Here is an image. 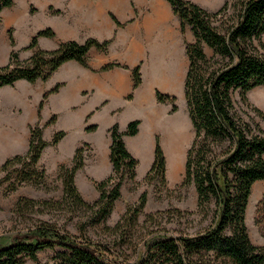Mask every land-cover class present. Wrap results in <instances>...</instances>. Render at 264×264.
Wrapping results in <instances>:
<instances>
[{"label":"trees","instance_id":"1","mask_svg":"<svg viewBox=\"0 0 264 264\" xmlns=\"http://www.w3.org/2000/svg\"><path fill=\"white\" fill-rule=\"evenodd\" d=\"M168 1L180 18L182 33L190 27L195 38L186 44L189 65L184 95L195 138L187 151L183 185L195 183L200 210L214 208L211 225L195 233L164 227L136 236L128 226L141 224L140 215L147 204L145 192L138 203L128 206L114 226H106L108 233L102 239L91 237L85 223L80 224L81 234L77 235L57 222L39 220L35 227L18 235L10 244H0V264H26L29 259L37 264H264V245L252 241L246 222L253 186L264 180V128L247 118L248 112L244 109L249 106L264 118V110L254 106L248 97L249 91L264 85V0H225L214 11L192 0ZM14 4L15 0H0V13ZM112 16L120 26L121 22ZM54 35L51 27L40 30L29 48L38 46L39 37ZM10 40L15 47L13 34ZM110 43L111 40L96 38H89L85 43L68 40L54 49L37 48L27 59H22L19 51L13 49L9 62L0 66V88L21 79L31 83L48 80L71 60L88 66L90 50L95 47L105 51ZM206 45L214 53L209 55ZM115 66L130 68L113 62L104 65L102 70ZM132 72L135 89L143 82L141 64ZM59 86L45 92L40 110ZM132 97L130 94L129 98ZM156 98L164 103L174 101L176 96L156 90ZM174 110H177L175 104ZM56 120L54 114L48 123ZM140 123V119L130 121L125 132L118 123L111 126L113 173L97 183L101 193L94 202L85 200L75 183L76 172L84 166L83 147H78L72 166L62 164L59 168V176L64 180L61 202L84 207L95 223L106 220L121 196L123 184L137 176L139 161L128 149L124 135L136 136ZM45 127L32 125L28 152L7 158L0 171L14 168L21 181L34 178L44 149L66 136L65 130H59L51 141L45 140ZM97 128L94 124L88 130ZM166 166L157 135L154 160L146 180L161 176L166 182ZM112 181L115 183L108 190ZM61 202L41 203L22 197L15 209L20 211L36 204L59 206ZM153 217L148 215L145 223ZM49 249L54 251V256L51 261L42 262L39 253Z\"/></svg>","mask_w":264,"mask_h":264},{"label":"rangeland","instance_id":"2","mask_svg":"<svg viewBox=\"0 0 264 264\" xmlns=\"http://www.w3.org/2000/svg\"><path fill=\"white\" fill-rule=\"evenodd\" d=\"M192 1L199 3L209 11H214L217 10L225 0ZM4 10L6 11L5 14L4 12L2 14L0 13V43L1 46L4 47L8 44L10 46V52L7 53L8 62L13 49L19 51L22 59H27L33 55L37 48L54 49L64 41L77 40L81 43H85L89 38H94L89 37L86 39L83 32L84 27L77 23V12L75 15H71L72 17L69 18V23L65 24L58 18L61 16L60 10L50 9L45 14L29 3L27 6L25 0H15L14 7L12 6ZM137 13L138 11L136 9V14ZM15 14H18L19 18L17 22H11L10 20L13 19L12 17ZM112 14L113 13H111V16ZM49 15L54 16L56 22L47 23L50 21ZM67 16L68 13L64 15L65 18H67ZM37 26H39V28ZM49 27L55 31V35L49 37L41 36L39 37L38 46L36 48H29L32 38L40 30ZM188 29L189 31L183 34L184 44L195 40L191 28L188 27ZM66 32H70L71 34L67 35ZM10 34L14 36L16 43L15 47L11 45ZM153 36L154 35H151L147 41L142 42L145 51L150 53L141 64V73L143 86L146 89L145 95H148L149 99L151 97V100L146 102L143 106L139 103H135L128 106L118 115H108L105 113L104 107L102 108L101 105L96 104L92 110L94 112L93 117L88 116L90 112H86L91 108L90 101L84 97H80L78 91L75 90L77 82L74 81V76L71 77L72 79L67 84L65 103H63L59 97H54L52 100L47 101L44 108L41 110L40 101L43 98V93L40 89V84H44L46 80H39L36 94H33L30 101H25L22 98L19 99L18 108L20 107L22 109L21 112H18V110L12 111L11 108L14 106L15 98L12 96L11 92L9 90L2 92L0 106V138H2L1 135L6 131V125L10 130H16L19 135L13 137L12 141H9L10 145L4 140H0V166L10 155L8 152L12 153L16 151L18 145H22L20 136H22L25 125L28 123H32V125L39 124L41 127L46 125L44 129L45 140L48 139V141H51L55 133L59 130H65L67 137L65 136L63 138L65 142L61 153L56 154L51 149L46 150L45 163L39 161L37 166L38 173L30 181H21L19 172L14 170V168L7 171H0V181L6 179L0 185V244H10L18 235L28 232L30 228L35 227L39 220L57 222L77 235L81 234L80 224L85 223L88 234L91 237L94 239H102L106 237L108 233L106 226H114L124 215L128 206L138 203L140 197L145 192H147V204L140 215L141 224L128 226V228L130 227L129 230L136 236L145 231L163 229L164 227L195 233L211 225L214 208H209L208 211L200 210L198 208V192L195 183L183 185L187 151L195 138V130L189 115L188 105L187 102L183 101L185 98L184 81L189 65L188 56L185 50L183 51L181 48L171 47L167 50V48L164 47L168 53L180 54L179 64L182 71L179 78L180 86L178 90L169 91L163 89L157 79L154 78L153 80L150 76V69L153 67V53H157L158 51L156 49H159L160 46H164L162 39ZM262 39L264 41V34ZM105 40H111V43L113 42V39ZM110 45L105 51L93 47V53L95 54L92 55V57L96 56L97 53L107 55L110 53ZM205 47L209 55L214 53L212 48L207 45ZM118 51H120V49H118ZM89 57L92 58L91 56ZM74 62H76V64H81L78 61ZM133 68H131V70ZM58 79L59 76H54L50 83L48 82V85H55ZM156 90L171 96H176V99L174 101L168 100L164 103L159 102L156 98ZM248 97L254 106L264 110V85L249 91ZM174 104L177 105V110L179 109L178 112L174 110ZM157 109L166 112L165 118L167 117V120L164 119L163 123L160 120L153 121L151 113L147 118L144 117V115L141 117V113L145 110L150 112L154 111L155 113ZM244 109L248 112L249 116L245 114L247 118L254 121V123L260 124V126L264 128L263 117L258 115L257 112L249 106H245ZM54 114L57 115V120L60 119L57 123L49 124L48 122ZM88 117L90 121H86ZM131 117L133 118L130 119ZM141 118L143 120H141L139 125V133L136 136L124 135L128 149L139 161L137 176L134 180H127L123 184L121 196L116 200L114 209L108 218L95 223L93 219L89 218L90 212L84 207L75 205L71 202H61L64 198V180L59 176V168L62 164L72 166L75 155V153L72 155L73 148L79 144L77 148L83 147L84 156V166L75 174L76 186L85 200L94 202L100 197L101 193L97 183L107 179L113 173V164L110 159V146L112 142L110 134L111 126L114 123H119L120 130L125 132L130 121ZM94 124H98L99 129L88 130V127ZM183 131H186L190 135L188 140L189 145L187 143L185 146L182 159L180 160V166L177 171H174L172 167V154L167 145V136L169 132L181 133ZM140 135L141 137L150 135L149 147L151 148V157H149L150 155L147 156L142 154L134 148L140 142ZM157 135L160 137V142L166 156V182H163L161 176H157L152 180H146L147 173L154 160ZM7 147L9 149H7ZM57 160L63 162L57 166V171L51 174L48 172V168L50 169L51 163H55ZM17 167L20 168L21 165L19 164ZM114 183L115 181H112L107 189L110 190ZM22 197L35 199L41 203L49 201L54 203L61 202L62 204L59 206L36 204L34 207L24 208L18 211L15 207ZM177 210L181 211L182 214L178 213ZM148 215H154V217L150 218V220L145 223ZM246 222L252 241L258 245H264V180L257 181L253 186L246 213ZM39 256L42 262H49L54 256V251L51 249L42 251L39 253ZM26 264L37 263L29 259Z\"/></svg>","mask_w":264,"mask_h":264},{"label":"crops","instance_id":"3","mask_svg":"<svg viewBox=\"0 0 264 264\" xmlns=\"http://www.w3.org/2000/svg\"><path fill=\"white\" fill-rule=\"evenodd\" d=\"M25 1L27 6L29 3L36 7L39 11H43L45 14L50 9L60 10L61 16L58 18H60L61 22L65 24H68L69 18L72 17L71 15H75L77 12V23L84 27L82 28L86 39L89 37H94L98 40L113 39V42L110 45V53L107 55L97 53L96 56L92 57V55L95 54L93 53L92 48L88 54L89 66L78 63L76 64V62H74L75 60L68 61L64 63L56 72H54L48 80L44 81V84H40L43 96L47 90H50L60 84L59 89L56 92L51 93L45 103L52 100L54 97H59V99L65 103L67 84L72 79L71 77L74 76V81L77 82L75 90L78 91L80 97H84L90 101L91 108L86 112H90L88 116L93 117L94 112L92 110L96 104L101 105L102 108L104 107L103 109H105L106 114L118 115L132 104L139 103L143 106L146 102L151 100V97L149 99V96L145 95L146 89L143 86V82L137 88L134 89L133 87V73L131 68L137 66L138 64H142L144 59H146L150 54L145 51L144 44H142V42L147 41L151 35H154L153 37L163 40L164 46L167 50L171 47H178L183 51L185 50L187 53L186 44H184V35L181 31L180 18L174 12L173 7L168 0ZM4 9L1 14L3 12L5 14L6 11ZM136 9L138 11L137 14ZM66 13H68L67 18L64 17ZM111 13H113L121 22V26L117 25L115 20L112 18ZM49 16L50 21L47 23L56 22L54 20V16ZM12 18L13 19L10 20L11 22H17L19 16L18 14H15ZM37 27L39 28V26ZM187 31H189L188 28L186 32ZM66 34L69 35L71 33L66 32ZM6 46H1L0 43V65H4L8 62L7 53L10 52V46L9 44ZM118 49H120V51H118ZM111 62L128 65L130 68L126 69L121 66H115L109 70H101L102 66ZM54 76H59L57 83L53 86L48 85V82L50 83ZM39 80L35 83H31L28 80L21 79L17 81L14 86L6 85L1 87L0 106L2 92L9 90L15 98L14 106L11 108L12 111L18 110V112H21L22 109L20 107L18 108L19 99L22 98L25 101H30L33 94H36V88L39 85ZM130 94H133L132 98H129ZM183 101L186 102V98H184ZM178 111L179 109L176 112ZM149 114L150 111L145 110L141 113V117L144 115V117L147 118ZM132 118L133 117L130 119ZM59 119L56 120L55 123H57ZM87 120L90 121L89 117L86 121ZM140 120L143 119L141 118ZM31 126L32 123L25 125L24 132L22 133V136H20L22 145H18L16 151H13L12 153L8 152L10 153V155L8 154L9 156L18 153L26 154L28 152L31 138ZM97 129H99V126ZM5 130L3 140L10 145L9 141H12L13 137L19 135V133L16 132V130H10L7 125L5 126ZM63 140L56 146L51 145L45 148L40 162L45 163L46 150L48 149L53 150L56 154L61 153L65 142V139ZM78 145L79 144L73 148L72 155H74ZM7 149L9 148L7 147ZM62 162L63 161L57 160L55 163H51V167L50 169L48 168V172L51 174L55 173L57 171V166Z\"/></svg>","mask_w":264,"mask_h":264},{"label":"bare ground","instance_id":"4","mask_svg":"<svg viewBox=\"0 0 264 264\" xmlns=\"http://www.w3.org/2000/svg\"><path fill=\"white\" fill-rule=\"evenodd\" d=\"M153 45H155V44H153ZM165 45H166V43H165ZM164 47L165 46H163V47L160 46L159 49H156L158 52L153 53L154 54L153 55L154 56L153 67H152V69H150L151 70L150 76L152 77L153 80H154V78H156L157 81L163 87V89H166L169 91H176V90H178V88L180 86L179 85V82H180L179 78L181 76V71H182V68L180 67V64H179L180 54L179 53H168ZM150 48H152V47H150ZM175 50H176V48H175ZM150 113L152 115L153 121L160 120L163 123L164 119L167 118V117L165 118L166 112H164L163 110H160V109H157L155 111V113H154V111L150 112ZM169 133L167 136V145H168L170 152L172 154L173 170L177 171V169L179 168L180 163H181L180 160L182 159L184 148L188 143L190 135L186 131H183L181 133L179 132L180 134L176 133V132H169ZM142 134H144V133H142ZM145 136H147V135H145ZM149 136L150 135H148L147 137H141V135H140V139H139L140 142L137 146L135 145L136 147H134V148L137 149L142 154L147 155V156L150 155L149 157H151V148L149 147V145H150ZM1 137L2 138H0V140H3V135H1Z\"/></svg>","mask_w":264,"mask_h":264}]
</instances>
